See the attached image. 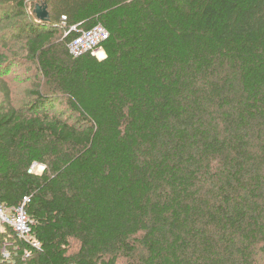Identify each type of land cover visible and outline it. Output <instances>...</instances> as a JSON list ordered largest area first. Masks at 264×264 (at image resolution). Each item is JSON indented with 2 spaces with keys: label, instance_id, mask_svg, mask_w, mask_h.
I'll list each match as a JSON object with an SVG mask.
<instances>
[{
  "label": "trees",
  "instance_id": "obj_1",
  "mask_svg": "<svg viewBox=\"0 0 264 264\" xmlns=\"http://www.w3.org/2000/svg\"><path fill=\"white\" fill-rule=\"evenodd\" d=\"M0 1L39 77L21 106L0 79V203L31 225L0 264H260L264 0Z\"/></svg>",
  "mask_w": 264,
  "mask_h": 264
},
{
  "label": "rangeland",
  "instance_id": "obj_2",
  "mask_svg": "<svg viewBox=\"0 0 264 264\" xmlns=\"http://www.w3.org/2000/svg\"><path fill=\"white\" fill-rule=\"evenodd\" d=\"M39 4L43 3L40 2ZM1 6L2 2L0 1V7ZM31 6L32 3L29 4L28 10L30 13H32ZM31 16L33 17V15ZM29 19V15H25L13 20H3L0 16V52L7 55V57L10 59L6 65H0V79L5 80L8 84V87L11 88L12 102L16 106H21L29 100L30 91L35 87L36 84H38L39 77L37 75L38 73L35 65L27 62L26 56L23 52V47L21 46L22 44L15 43L14 40L10 43H7L4 41V39L10 29L17 28L19 25ZM0 97H2L1 93ZM57 108L61 109L62 107L58 105ZM35 170L41 171L42 167L37 166ZM260 258V264H264V255L260 256ZM119 264L125 263L121 261Z\"/></svg>",
  "mask_w": 264,
  "mask_h": 264
},
{
  "label": "built area",
  "instance_id": "obj_3",
  "mask_svg": "<svg viewBox=\"0 0 264 264\" xmlns=\"http://www.w3.org/2000/svg\"><path fill=\"white\" fill-rule=\"evenodd\" d=\"M66 20L67 17L62 15L61 23L63 26L66 24ZM73 29H76V26H72L66 33ZM107 36L108 31L101 24H98L89 30H81L80 33L71 40L69 44L70 52L74 56L89 52L93 56L101 59L105 56V52L99 45L105 38H107ZM36 167L37 166L35 165L33 166L34 169ZM4 224H8L13 227L14 231L20 238H30V218L24 205H20L16 208H8L0 203V225ZM3 252L6 253V249H3Z\"/></svg>",
  "mask_w": 264,
  "mask_h": 264
},
{
  "label": "water",
  "instance_id": "obj_4",
  "mask_svg": "<svg viewBox=\"0 0 264 264\" xmlns=\"http://www.w3.org/2000/svg\"><path fill=\"white\" fill-rule=\"evenodd\" d=\"M34 12L38 18L39 21L41 22H49L51 20L50 18V12L48 10V6L43 3V4H37L35 6Z\"/></svg>",
  "mask_w": 264,
  "mask_h": 264
}]
</instances>
